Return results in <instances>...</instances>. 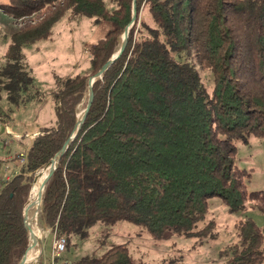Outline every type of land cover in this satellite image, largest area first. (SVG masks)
I'll return each instance as SVG.
<instances>
[{
  "label": "trees",
  "instance_id": "obj_1",
  "mask_svg": "<svg viewBox=\"0 0 264 264\" xmlns=\"http://www.w3.org/2000/svg\"><path fill=\"white\" fill-rule=\"evenodd\" d=\"M0 10L20 21L5 37L0 65V102L10 111L41 95L26 46L49 38L66 13L108 27L88 49V66L56 79L53 124L38 129L20 172L0 181V264L25 254L24 208L36 172L70 138L89 78L118 53L131 22L124 50L94 78L86 116L46 181L38 225L52 241L64 238L69 252L96 224L120 220L155 239L214 238L212 197L231 213L264 214V190H247L251 173L236 165L237 144L264 141V0H5ZM235 228L223 264H264L262 229L251 218ZM98 250L71 264H146L126 243ZM44 260L42 252L38 264H52Z\"/></svg>",
  "mask_w": 264,
  "mask_h": 264
},
{
  "label": "rangeland",
  "instance_id": "obj_2",
  "mask_svg": "<svg viewBox=\"0 0 264 264\" xmlns=\"http://www.w3.org/2000/svg\"><path fill=\"white\" fill-rule=\"evenodd\" d=\"M4 1L0 0V3ZM142 15L147 17L145 10L142 11ZM19 26L20 21L0 10V65L4 62L3 56L8 44V38L5 37L16 31ZM107 28L105 23L94 25L92 19L71 18L66 13L53 26L49 38L26 46L23 52L27 68L41 95L23 107L12 108L13 111H10L5 103L0 102V127L5 128L13 122V125L29 131V135L33 137L34 131L40 127L53 124V106L49 93L55 89L56 79H65L85 69L88 66V49L104 35ZM202 78L207 85L210 84L211 76L208 71L202 72ZM86 98L77 106V121L83 115ZM18 139L8 136V145H6L3 143L5 135L0 133V179L7 170V173L13 170L11 161H5L6 157L14 154L15 151L24 152L23 146L12 142ZM24 139L28 141V136ZM236 165L251 173L246 182L247 190H264V141L251 136L246 144H237ZM41 169L36 172L37 176ZM208 207L210 212L208 219H213L215 223L214 238H184L170 233L160 239H155L149 236L142 227L124 220L108 225L98 223L89 230L88 237L79 242L76 248L67 252L65 246L64 251L59 255L62 256L59 264H64L65 261H75L80 256L98 250V248L103 249L106 244L110 243H126L132 256L141 259L146 264H223L225 257L221 256L220 252L236 240L235 224L238 220L251 218L264 234V214L255 209L248 207L243 211L231 213L219 197L210 198ZM34 213L35 207L27 208L26 224ZM36 220L37 216L34 222L41 231L42 246L33 264H38L42 252L46 259L44 263L52 259L54 241L49 235V229L39 226ZM101 241H105L104 246H101Z\"/></svg>",
  "mask_w": 264,
  "mask_h": 264
},
{
  "label": "water",
  "instance_id": "obj_3",
  "mask_svg": "<svg viewBox=\"0 0 264 264\" xmlns=\"http://www.w3.org/2000/svg\"><path fill=\"white\" fill-rule=\"evenodd\" d=\"M135 16H136L135 4L133 2V4H132V22L135 20ZM132 22L128 26L125 27V29H124V31H123V33L121 35V46H120V49H119L118 53L114 57L110 58L109 61H107V63L96 73L95 77H100L102 75V73L108 68V66L113 62V60L115 58H117L121 54V52L124 50L125 45H126V39H127L128 32H129V29L131 27ZM95 77L89 78V80H88V99H87V103H86V106H85V109H84L82 117L78 121H76L75 130L71 134L70 138L65 142L63 149L61 151H59V153L52 159V161L53 160H56V161H55V164H54L53 168L50 171V174L47 177H45V178H40V181H39V186H40V197H39V199H40V202L35 207V213H34L35 217L38 214V209L40 207L41 200H42V192H43L44 186L46 184V181L49 178V176L52 174L54 168L57 166L58 159H59L60 155L64 152L66 147L69 145V143L73 140V138L77 134V131H78V129H79L83 119L85 118L86 113H87V111H88V109H89V107L91 105V102H92V99H93V94H92V88L91 87H92V83H93ZM36 178H37V175H36ZM26 213H27V208L25 207L24 208V220L26 219V216H25ZM25 227H26V230H27L26 221H25ZM27 234H28V231H27ZM29 239H30V237H29V234H28V247L26 249L25 254L23 255V257L21 258V260L19 261L18 264H22L23 263V260H24V258L26 256V253H27L28 248H29Z\"/></svg>",
  "mask_w": 264,
  "mask_h": 264
},
{
  "label": "bare ground",
  "instance_id": "obj_4",
  "mask_svg": "<svg viewBox=\"0 0 264 264\" xmlns=\"http://www.w3.org/2000/svg\"><path fill=\"white\" fill-rule=\"evenodd\" d=\"M55 161L56 160H53L51 163H49L48 165H46L44 168H42L39 171L35 183L32 184L33 186H32V189L29 195V201L27 203V208L36 207L39 204L40 202V199H39L40 197V186H39L40 178H45L50 174V171L53 168ZM34 221H35V216L33 215L31 216V220L27 222L26 224L30 239H29V248H28V251L26 253V256L22 264H33L36 261L41 251V246H42L41 241H40L41 231L39 227L37 226L36 222Z\"/></svg>",
  "mask_w": 264,
  "mask_h": 264
},
{
  "label": "crops",
  "instance_id": "obj_5",
  "mask_svg": "<svg viewBox=\"0 0 264 264\" xmlns=\"http://www.w3.org/2000/svg\"><path fill=\"white\" fill-rule=\"evenodd\" d=\"M7 126H8L7 130L9 131V134L3 133V135H5V138L7 137V135L12 136V137H13V135H19L20 136L19 139L13 140L12 142H17V144L19 146H23L24 152L22 150L15 151L14 154H10L6 157L5 161H8V162L11 161V164L13 166V170H10V172H8V173H7V171H8L7 170L5 175L0 179V181H2L4 179H9L13 175L18 174L20 172V168L18 165L19 155L23 154V153H27L29 146L31 144L32 138L34 136H36L38 133V130L34 131L33 137H31L29 135V131L24 130L23 128H20L19 126L13 125V122L10 123V126L9 125H7ZM2 130H3V128L0 127V131H2ZM25 136H28V141H25V139H24ZM24 141H25V143H24ZM3 143H5V142H3Z\"/></svg>",
  "mask_w": 264,
  "mask_h": 264
},
{
  "label": "built area",
  "instance_id": "obj_6",
  "mask_svg": "<svg viewBox=\"0 0 264 264\" xmlns=\"http://www.w3.org/2000/svg\"><path fill=\"white\" fill-rule=\"evenodd\" d=\"M7 128H8V126L6 125V127L3 128V130L0 131V133L9 134V131L7 130ZM13 136L16 137V138L20 137L19 135H13ZM4 142L7 145V143H8V135L5 138ZM25 160H26V153L20 154L19 155V159H18L19 168H21V166L25 163ZM64 249H65V239L64 238L54 239L53 246H52V253H51L52 262L54 261L53 259L55 257H58L64 251ZM63 263L64 264H71V262H68V261H65Z\"/></svg>",
  "mask_w": 264,
  "mask_h": 264
}]
</instances>
